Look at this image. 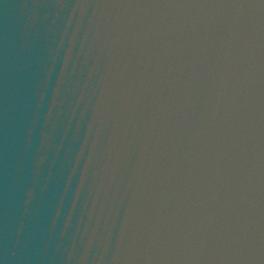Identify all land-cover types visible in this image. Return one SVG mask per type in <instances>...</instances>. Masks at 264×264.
<instances>
[{
    "label": "water",
    "instance_id": "water-1",
    "mask_svg": "<svg viewBox=\"0 0 264 264\" xmlns=\"http://www.w3.org/2000/svg\"><path fill=\"white\" fill-rule=\"evenodd\" d=\"M0 264H264V0H0Z\"/></svg>",
    "mask_w": 264,
    "mask_h": 264
}]
</instances>
